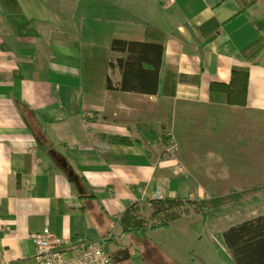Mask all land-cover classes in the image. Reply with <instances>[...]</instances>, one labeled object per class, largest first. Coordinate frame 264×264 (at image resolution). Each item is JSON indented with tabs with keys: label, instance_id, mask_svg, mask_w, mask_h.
Returning a JSON list of instances; mask_svg holds the SVG:
<instances>
[{
	"label": "crops",
	"instance_id": "1",
	"mask_svg": "<svg viewBox=\"0 0 264 264\" xmlns=\"http://www.w3.org/2000/svg\"><path fill=\"white\" fill-rule=\"evenodd\" d=\"M248 1L0 0V260L32 264V234L49 227L107 239L114 264L194 262L211 225L199 200L264 187V48L242 53L264 35V0ZM147 24L166 34L163 75L199 83L179 82L174 96L85 88L81 45L145 41ZM234 66L249 67L247 104L212 102L211 82H230ZM108 72L121 81L118 66ZM168 198L186 202L152 227L151 206Z\"/></svg>",
	"mask_w": 264,
	"mask_h": 264
},
{
	"label": "trees",
	"instance_id": "2",
	"mask_svg": "<svg viewBox=\"0 0 264 264\" xmlns=\"http://www.w3.org/2000/svg\"><path fill=\"white\" fill-rule=\"evenodd\" d=\"M242 10H247L246 5L251 4L248 0H242ZM259 28H264V18L254 17ZM216 29L218 23L214 19L210 21ZM206 32L205 27H200ZM147 40L137 41L115 38L110 48L92 47L81 45L83 52V85L85 88L100 90L102 88L117 89L123 91H136L149 94H161L174 96L179 82L199 83L200 75L189 77L177 74L172 69H167L163 75V58L165 54L164 41L166 34L159 28L146 25ZM264 48V35H260L252 43L242 49L245 57L255 58ZM110 52H118L120 56L116 62L110 59ZM118 66L122 73V79L114 84L108 69ZM249 84V67L234 66L232 78L228 83L213 81L210 84V100L215 103L244 106L247 104V91ZM140 133L147 141L153 142L158 138L157 132L150 126L140 125ZM109 140L131 141L124 136H112ZM138 142V140H136ZM264 189L255 187L243 191H233L229 194L204 198L199 200L204 221H212L230 209L244 207L258 198L252 194ZM251 196V199H247ZM181 198H168L158 205L151 206L149 222L152 227L166 226L168 223H157V212L167 210L185 204ZM231 207L224 209L222 206ZM231 212V211H230ZM221 241L230 255L219 245V254L231 264H264V213L252 218H246L230 225L222 234Z\"/></svg>",
	"mask_w": 264,
	"mask_h": 264
},
{
	"label": "built area",
	"instance_id": "3",
	"mask_svg": "<svg viewBox=\"0 0 264 264\" xmlns=\"http://www.w3.org/2000/svg\"><path fill=\"white\" fill-rule=\"evenodd\" d=\"M157 197L162 198L160 192ZM32 240L37 251L32 264H114L107 239L72 241L53 234L49 227H45L41 232L32 234ZM0 264L15 263L2 259Z\"/></svg>",
	"mask_w": 264,
	"mask_h": 264
},
{
	"label": "rangeland",
	"instance_id": "4",
	"mask_svg": "<svg viewBox=\"0 0 264 264\" xmlns=\"http://www.w3.org/2000/svg\"><path fill=\"white\" fill-rule=\"evenodd\" d=\"M260 198V202L258 203L250 202L244 207L230 209L229 212H225L224 215L212 221L203 220L204 222H209L211 225L209 227L208 225H206L205 229L204 227H201L199 230L201 232V239L197 247L198 255L197 257H195V260L194 262H192V264H229L222 259V256L219 254V249L217 247V244L221 246L222 243L221 234L231 224L241 220L242 218H252L258 216L261 213H264V191L261 192ZM247 199H251V196H248ZM230 205L231 203H229L228 206L223 205L222 208L224 207V209H226L228 207H231Z\"/></svg>",
	"mask_w": 264,
	"mask_h": 264
}]
</instances>
